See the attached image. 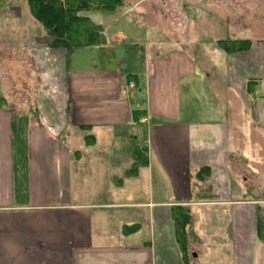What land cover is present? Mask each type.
Returning a JSON list of instances; mask_svg holds the SVG:
<instances>
[{
	"label": "crops",
	"instance_id": "1",
	"mask_svg": "<svg viewBox=\"0 0 264 264\" xmlns=\"http://www.w3.org/2000/svg\"><path fill=\"white\" fill-rule=\"evenodd\" d=\"M135 8L123 13L132 17ZM184 20L183 13L179 47L155 44L165 50L154 55L147 42L159 27L129 19L131 32L147 42L127 41L121 24L102 20L106 42L83 48L99 55L114 43L106 65L83 67L76 58L75 67L74 52L83 48L66 60L31 24L20 37L2 39V49L22 50L26 59L3 62L2 85L7 80L8 94L20 98L12 105L1 96L9 104L0 106V264H186L173 229L177 207L217 209L229 220L227 250L217 249L218 231H205L193 257L208 253L219 262L228 254L226 264H264V196L254 186L264 191V40L248 36V50L226 53L218 40L187 39L194 24ZM138 43L145 47L139 68L135 58L118 55ZM201 83L209 117L194 111L188 118ZM13 122L25 144L16 173Z\"/></svg>",
	"mask_w": 264,
	"mask_h": 264
},
{
	"label": "rangeland",
	"instance_id": "2",
	"mask_svg": "<svg viewBox=\"0 0 264 264\" xmlns=\"http://www.w3.org/2000/svg\"><path fill=\"white\" fill-rule=\"evenodd\" d=\"M134 5H136V8L133 11L134 15L132 17H130L131 12L128 10L126 13H123L124 10L130 6L134 7ZM12 6H15L14 9L18 12V14H20V18L14 17L15 14H13V11H10ZM183 13L185 14V20L183 22L186 24V26L191 23L194 24V27H187V30H185L187 39H193L194 37L201 40L205 39L217 41L225 39H244L248 38L249 36V38L264 40V0H124L122 5L116 8L114 12L105 13L97 10H87L79 12L78 15L87 16L91 21L97 24L101 23L102 20H112L115 23L114 26L121 24L123 26V33L125 34V39L127 41H131L134 38L144 41V43L147 42L146 38L144 40L139 38L140 36H143V32H140L139 34L131 32L133 26L131 25L132 23L129 22V19L138 22L139 24L146 23L151 26H156L157 28L159 27L161 31H152L154 32V37H152L151 40H148L147 42V44H149V48L150 46L152 47L151 53L154 55V53H157L159 50H165V48L159 46L154 47L155 44L167 43L169 46L172 45L168 48L173 50L179 47L176 45V41L181 36L180 33L182 22L180 19L181 14L183 15ZM30 24L33 25L34 28L38 26L37 21L31 15L30 6L27 3V0H8L5 5L0 7V106L9 104V102L4 100V98L2 99L1 96L4 97L5 95L8 99L10 98V100H12L10 104L12 105L18 102V99L20 98L19 94H8L9 85L11 87V84H9L7 80L6 85H2V75L4 72L3 62L6 64V67H8L14 58L19 59L21 62L26 59L22 50L14 55L11 54L12 50H10V48L6 47L4 49L3 45L2 49L3 40L13 39L17 36L20 37V34L23 31L25 32V29H27ZM34 31L37 32L35 29ZM132 33L138 36L133 37L130 35ZM183 33L184 32L181 34L183 35ZM104 42H106V40ZM144 43H138L139 45L138 47H134V51L123 49L121 46L118 55L125 60L128 59V56H130L131 59L135 58V63H137V68H139L138 57L143 52ZM8 44L9 42H7V45ZM112 45L107 47L104 50V53L99 55L98 51H94L90 48L77 49L73 55L74 66L76 67L77 64L76 58H79L81 61H83L81 64L83 67L85 63L87 65L91 64V60L97 65H100L101 63L105 65L112 63L111 53L116 50L112 47ZM188 47L187 49L190 51L194 50L192 45H188ZM133 53L136 55L133 56ZM127 67L128 64H123L122 66L123 69H126ZM15 86H18V84ZM197 88V93L194 95L196 99H191L190 103L187 104L194 110H189L187 117H192V115H194L196 112L198 115L201 114L203 117L208 118V108L210 104L208 89H205L202 83L198 84ZM182 89L185 88L182 87ZM220 98L221 97L219 96L216 100L217 104L223 102ZM259 99L261 104L264 105L263 91H261ZM199 107L201 111H198ZM235 164L239 169L241 165L244 167V161L239 158L235 159ZM240 173L239 180L241 175L245 174L243 172ZM255 179L257 180L258 178L254 177V180ZM257 185L258 183H254V186L257 188L255 194H261L264 196V191L262 189L263 186ZM104 186H102L103 189ZM170 191V193H173L172 190ZM246 193L245 195L247 196L251 195V193ZM106 194L107 192L104 190V195ZM240 194L241 193H235L236 196H240ZM176 213L178 215H183L182 222H180V230L181 236L183 235L182 237L184 238L183 241H179V243L181 242V244H183L184 250L186 251L187 264H218L220 262L226 264V258L228 259V254H220L219 262H214V257L208 253L200 254L199 257H197L198 255L193 257L192 252H195L196 254L199 252L201 246V240H199L201 237L200 234L205 231L208 232V235L209 233H212V231L219 232L217 233L219 237L217 241V249L225 252L229 247L228 241L224 238V234L226 232H230L228 217H226V215H222L221 212H217V209L212 210L211 212H203L200 209L196 213H193L187 208H180ZM206 245L212 250L215 248L216 244L210 240L206 241Z\"/></svg>",
	"mask_w": 264,
	"mask_h": 264
},
{
	"label": "trees",
	"instance_id": "3",
	"mask_svg": "<svg viewBox=\"0 0 264 264\" xmlns=\"http://www.w3.org/2000/svg\"><path fill=\"white\" fill-rule=\"evenodd\" d=\"M124 0H27L30 12L37 21V33L49 37L48 47L61 48L66 52V60L70 53L77 48L102 45L105 42L103 27L94 23L87 16L78 15L81 11L97 10L100 12H114L122 5ZM8 0H0V7ZM218 47L226 53L246 51L250 48L251 41L248 39H225L217 41ZM68 62V61H66ZM252 81H248L249 86ZM251 87V85H250ZM13 150L15 153L13 171L16 173L23 169L25 161V144L22 138V127L12 125ZM135 167L132 168L134 171ZM182 208V207H181ZM172 212L175 238L179 247L184 252V246L180 230V222L183 215ZM263 224L258 222L259 236L262 238ZM185 254V252H184ZM186 264L187 258L185 256Z\"/></svg>",
	"mask_w": 264,
	"mask_h": 264
},
{
	"label": "built area",
	"instance_id": "4",
	"mask_svg": "<svg viewBox=\"0 0 264 264\" xmlns=\"http://www.w3.org/2000/svg\"><path fill=\"white\" fill-rule=\"evenodd\" d=\"M127 86H128L129 88H133V87H134V84H133L132 82H129V83L127 84ZM140 120H141V122H146V121H147V118L142 117Z\"/></svg>",
	"mask_w": 264,
	"mask_h": 264
},
{
	"label": "water",
	"instance_id": "5",
	"mask_svg": "<svg viewBox=\"0 0 264 264\" xmlns=\"http://www.w3.org/2000/svg\"><path fill=\"white\" fill-rule=\"evenodd\" d=\"M193 256H195V254Z\"/></svg>",
	"mask_w": 264,
	"mask_h": 264
}]
</instances>
